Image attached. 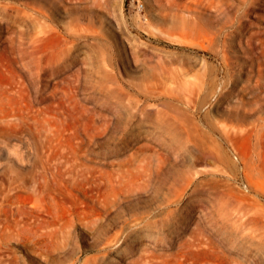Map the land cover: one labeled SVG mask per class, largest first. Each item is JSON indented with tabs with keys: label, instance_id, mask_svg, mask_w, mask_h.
Returning a JSON list of instances; mask_svg holds the SVG:
<instances>
[{
	"label": "rangeland",
	"instance_id": "rangeland-1",
	"mask_svg": "<svg viewBox=\"0 0 264 264\" xmlns=\"http://www.w3.org/2000/svg\"><path fill=\"white\" fill-rule=\"evenodd\" d=\"M0 264H264V0H0Z\"/></svg>",
	"mask_w": 264,
	"mask_h": 264
}]
</instances>
